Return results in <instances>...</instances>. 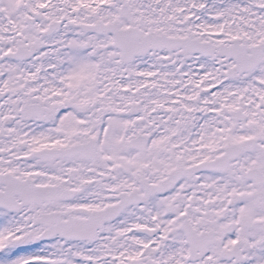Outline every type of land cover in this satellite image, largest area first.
Instances as JSON below:
<instances>
[{
	"label": "snow or ice",
	"instance_id": "obj_1",
	"mask_svg": "<svg viewBox=\"0 0 264 264\" xmlns=\"http://www.w3.org/2000/svg\"><path fill=\"white\" fill-rule=\"evenodd\" d=\"M0 264H264V0H0Z\"/></svg>",
	"mask_w": 264,
	"mask_h": 264
}]
</instances>
